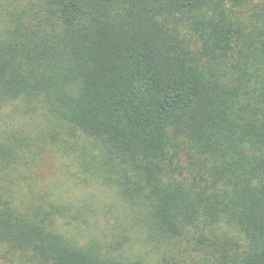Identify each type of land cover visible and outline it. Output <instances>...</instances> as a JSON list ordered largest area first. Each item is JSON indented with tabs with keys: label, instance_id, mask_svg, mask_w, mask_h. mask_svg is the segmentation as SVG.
Instances as JSON below:
<instances>
[{
	"label": "trees",
	"instance_id": "1",
	"mask_svg": "<svg viewBox=\"0 0 264 264\" xmlns=\"http://www.w3.org/2000/svg\"><path fill=\"white\" fill-rule=\"evenodd\" d=\"M6 107L4 264H264V0H0Z\"/></svg>",
	"mask_w": 264,
	"mask_h": 264
},
{
	"label": "rangeland",
	"instance_id": "2",
	"mask_svg": "<svg viewBox=\"0 0 264 264\" xmlns=\"http://www.w3.org/2000/svg\"><path fill=\"white\" fill-rule=\"evenodd\" d=\"M10 110H11V107H6V108L0 110V132L2 130H4L5 127H8V125L10 123H13V122H9L10 117L9 116L7 117L8 113L10 112ZM88 191H91L92 195H94L93 199H90V200H92L91 203H94V204H97V205L100 204V202L98 201V198L106 199V197H107V201H108V199H110V195L108 193H106L105 191H103L101 188L100 189L99 188H97V189L91 188V189H88ZM73 193H74V195L76 196L77 199L80 198L81 196L85 195V191L78 190L77 188H74V192ZM71 199H73V198H71ZM110 200L113 201L114 203L118 204L116 202L115 198L112 197ZM84 234L87 235L88 232H85ZM95 235H98V234H95ZM0 264H4L1 259H0Z\"/></svg>",
	"mask_w": 264,
	"mask_h": 264
}]
</instances>
